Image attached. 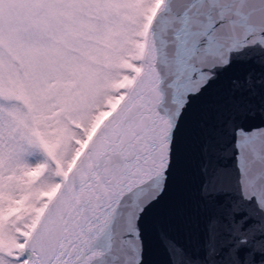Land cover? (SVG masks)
Masks as SVG:
<instances>
[{
  "label": "snow or ice",
  "instance_id": "snow-or-ice-1",
  "mask_svg": "<svg viewBox=\"0 0 264 264\" xmlns=\"http://www.w3.org/2000/svg\"><path fill=\"white\" fill-rule=\"evenodd\" d=\"M237 63L264 69V0H0V264H150L185 142L202 236L161 264H264V72L188 127Z\"/></svg>",
  "mask_w": 264,
  "mask_h": 264
},
{
  "label": "water",
  "instance_id": "water-1",
  "mask_svg": "<svg viewBox=\"0 0 264 264\" xmlns=\"http://www.w3.org/2000/svg\"><path fill=\"white\" fill-rule=\"evenodd\" d=\"M253 72L259 79L264 69L251 63H237L221 74L220 79L201 97L193 108L189 129L207 127L216 117L218 109L229 105L234 99L232 81ZM258 101V97L256 98ZM255 122H260L259 112ZM185 162L178 172L172 190L162 203L153 210L147 221L148 260L150 264H161L163 249L160 234L166 232L181 242L196 249L200 243L203 228L204 206L197 199L195 176V144H183Z\"/></svg>",
  "mask_w": 264,
  "mask_h": 264
}]
</instances>
